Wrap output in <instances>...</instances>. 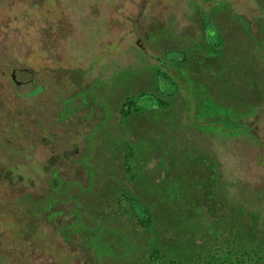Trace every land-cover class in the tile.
Segmentation results:
<instances>
[{"label":"rangeland","instance_id":"374dc122","mask_svg":"<svg viewBox=\"0 0 264 264\" xmlns=\"http://www.w3.org/2000/svg\"><path fill=\"white\" fill-rule=\"evenodd\" d=\"M0 179V264L260 238L264 0H0Z\"/></svg>","mask_w":264,"mask_h":264},{"label":"trees","instance_id":"16d2710c","mask_svg":"<svg viewBox=\"0 0 264 264\" xmlns=\"http://www.w3.org/2000/svg\"><path fill=\"white\" fill-rule=\"evenodd\" d=\"M8 175L6 179L1 177L3 184L6 182L4 180H7L11 174ZM249 230L251 229H238L236 233L223 238L222 243H225L226 249H232L231 252L222 251L221 247L208 249L203 254L197 251L192 254L193 259L191 257L185 262H179V264H264V232L260 238L256 239L260 233L256 234L257 232ZM235 249H237L236 255L234 254Z\"/></svg>","mask_w":264,"mask_h":264},{"label":"flooded vegetation","instance_id":"af4514ba","mask_svg":"<svg viewBox=\"0 0 264 264\" xmlns=\"http://www.w3.org/2000/svg\"><path fill=\"white\" fill-rule=\"evenodd\" d=\"M49 33H50V31H47V34H49ZM47 40H48V38H47ZM46 43H47V42H46ZM48 57H49V56H48ZM54 70L56 71V69H54ZM49 73H52V69L48 71V74H49ZM47 76H48V75H47ZM52 77H53V76L49 74V78H50L51 80L53 79ZM57 77H59V76H57ZM46 78H47V77H46ZM62 78H65V77H60L59 79H62ZM50 83H52V82H50ZM51 89H52V88H51ZM53 92H54V91H53ZM54 95H55V93L50 92L49 96H48L47 99H46V101H47L46 104H48L49 106H45V104L43 105L45 109H48V110H49V109L51 108V104H52V103H50V102H51L52 100H51V99H48V98H50V96H53V97H54ZM62 98H63V97H62ZM52 106H54V105H52ZM40 107H41V106H40ZM49 107H50V108H49ZM54 107H55V106H54ZM33 109L36 110V107L33 108ZM40 109H41V108H38V114H39L40 116H44V117H45V114H47V116H48L49 118H47V116H46L45 118L48 119L47 123H50V124H49L50 126H53V127H54L56 124H57V125L59 124V122H58V123H57V122H56V123H55V122L53 123V122L51 121V120H52V119L50 118V114H51V113H48V112H46V111H45L44 113H41V112H40ZM42 109H43V108H42ZM55 114H56V112H55ZM53 116H54V115H53ZM44 117H43V118H44ZM63 124H65V122H64ZM49 125H48V126H49ZM59 125H61V124H59ZM65 125H66V124H65ZM66 126H67V125H66ZM46 129H47V128H46ZM48 129H50V130H56L57 128H51V127H48ZM36 133H37V131H35L34 129H32L31 137H32V134H33V136H34ZM63 135H64V134H63ZM29 137H30V135H29ZM58 137L60 138V142H61L62 135H59ZM33 138H34V137H33Z\"/></svg>","mask_w":264,"mask_h":264},{"label":"crops","instance_id":"0c3cea01","mask_svg":"<svg viewBox=\"0 0 264 264\" xmlns=\"http://www.w3.org/2000/svg\"><path fill=\"white\" fill-rule=\"evenodd\" d=\"M205 22H206L205 20H201V26L202 27H204L206 25L207 22L206 23Z\"/></svg>","mask_w":264,"mask_h":264}]
</instances>
